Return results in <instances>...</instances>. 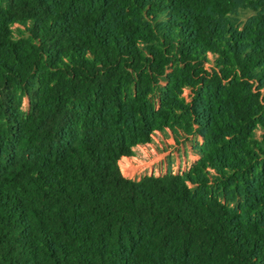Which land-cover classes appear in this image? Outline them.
<instances>
[{
	"label": "trees",
	"instance_id": "obj_1",
	"mask_svg": "<svg viewBox=\"0 0 264 264\" xmlns=\"http://www.w3.org/2000/svg\"><path fill=\"white\" fill-rule=\"evenodd\" d=\"M0 264H264V0H0Z\"/></svg>",
	"mask_w": 264,
	"mask_h": 264
},
{
	"label": "rangeland",
	"instance_id": "obj_2",
	"mask_svg": "<svg viewBox=\"0 0 264 264\" xmlns=\"http://www.w3.org/2000/svg\"><path fill=\"white\" fill-rule=\"evenodd\" d=\"M27 101L24 107H27ZM261 132H258L260 135ZM192 141L183 145H176L173 139L164 141L163 147L159 151L153 150L151 155H146L143 151H135L134 157L125 159L120 166L123 174V168L131 167L129 174L125 173V177L132 180H141L145 176L161 177L172 171L175 174H183L187 172L193 163L199 160L193 150ZM123 167V168H122Z\"/></svg>",
	"mask_w": 264,
	"mask_h": 264
},
{
	"label": "built area",
	"instance_id": "obj_3",
	"mask_svg": "<svg viewBox=\"0 0 264 264\" xmlns=\"http://www.w3.org/2000/svg\"><path fill=\"white\" fill-rule=\"evenodd\" d=\"M154 149H149V150H143V149H138L136 151H143L145 152L146 155H151ZM123 175H125V172L123 171Z\"/></svg>",
	"mask_w": 264,
	"mask_h": 264
},
{
	"label": "bare ground",
	"instance_id": "obj_4",
	"mask_svg": "<svg viewBox=\"0 0 264 264\" xmlns=\"http://www.w3.org/2000/svg\"><path fill=\"white\" fill-rule=\"evenodd\" d=\"M124 160H125V159H124ZM123 162H124V161H123ZM122 168H123V167H122ZM129 169H131V167L127 166L126 169L123 168V171H124L125 173L129 174V172H128Z\"/></svg>",
	"mask_w": 264,
	"mask_h": 264
}]
</instances>
